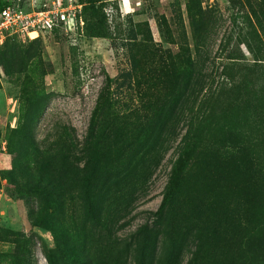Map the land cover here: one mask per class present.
I'll return each mask as SVG.
<instances>
[{"label": "trees", "instance_id": "trees-1", "mask_svg": "<svg viewBox=\"0 0 264 264\" xmlns=\"http://www.w3.org/2000/svg\"><path fill=\"white\" fill-rule=\"evenodd\" d=\"M74 1L81 4L85 35L102 37L104 2ZM231 1L236 53L226 56L215 86L206 88L198 65L204 45L196 46L184 66L173 54L156 51L138 64L142 108L132 120L111 110L105 90L98 94L82 146L85 159L77 162L60 138L57 158L25 152L0 171L12 196L35 201L30 223L54 241L44 249L47 264H182L188 237L194 249L185 264H264V0ZM4 6L0 0V10ZM194 16L196 26L209 24L202 9ZM181 116L185 129L156 221L138 227L125 250L129 260L109 250L112 245L93 249L80 223L89 221L110 235L135 186L142 187L150 167L160 162L162 132ZM7 233L14 249L1 256L26 264L27 257L19 262L20 250L30 252L32 239Z\"/></svg>", "mask_w": 264, "mask_h": 264}, {"label": "rangeland", "instance_id": "rangeland-1", "mask_svg": "<svg viewBox=\"0 0 264 264\" xmlns=\"http://www.w3.org/2000/svg\"><path fill=\"white\" fill-rule=\"evenodd\" d=\"M102 1L106 18L102 37L86 36L83 23L77 34L66 35L57 29L45 32L38 40L14 36L0 44V171L10 169L17 154L53 157L62 138L77 162L85 159L82 146L98 94L105 90L111 110L132 120L142 108L136 83L138 64L151 53L173 54L175 63L184 66L185 59L194 56L196 46L204 45L197 61L206 76V88L220 81L221 64L237 46L231 0ZM17 2L27 10L49 4V0ZM201 9L209 24L198 27L194 14ZM78 17L83 22L80 11ZM27 54L34 57L29 59ZM184 129L185 118L181 116L162 132L160 162L150 167L142 187L135 186L131 202L120 210L110 235L89 221H79L88 230L87 241L93 249L100 252L104 245H112L109 250L119 251L129 260L125 250L138 227L155 220ZM0 182V264H14L1 256L14 249L8 238L10 230L32 239L30 252L21 248L19 262L27 257L26 264H47L44 249L52 248L54 241L49 231L30 223L35 201L15 198L4 186L6 181ZM73 207L81 218L79 204ZM161 225L158 222L157 228H163ZM193 249V239L188 237L182 245V264Z\"/></svg>", "mask_w": 264, "mask_h": 264}, {"label": "built area", "instance_id": "built-area-1", "mask_svg": "<svg viewBox=\"0 0 264 264\" xmlns=\"http://www.w3.org/2000/svg\"><path fill=\"white\" fill-rule=\"evenodd\" d=\"M4 2L5 6L0 10V44L14 36L36 39L54 28H60L69 35L77 34L83 24L78 17L81 5L74 0L62 5L49 0L46 8L37 10H27L17 0Z\"/></svg>", "mask_w": 264, "mask_h": 264}]
</instances>
